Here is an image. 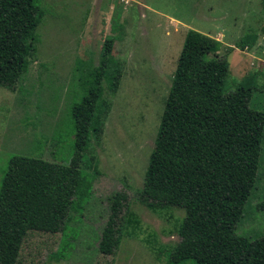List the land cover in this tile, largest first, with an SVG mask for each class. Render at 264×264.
Listing matches in <instances>:
<instances>
[{
    "label": "rangeland",
    "instance_id": "obj_1",
    "mask_svg": "<svg viewBox=\"0 0 264 264\" xmlns=\"http://www.w3.org/2000/svg\"><path fill=\"white\" fill-rule=\"evenodd\" d=\"M43 10L27 70L0 86V179L9 156L67 164L72 153L70 106L84 93L106 37L111 51L81 168L94 173L90 195L55 233L28 231L13 264H168L183 210H150L137 199L184 33L220 42L223 90L253 79L248 107L264 112V0H35ZM253 33L250 47L238 39ZM211 56V54H208ZM125 195L118 245L95 249L109 199ZM235 233L264 236V138L254 183ZM179 264H198L186 260Z\"/></svg>",
    "mask_w": 264,
    "mask_h": 264
},
{
    "label": "trees",
    "instance_id": "obj_2",
    "mask_svg": "<svg viewBox=\"0 0 264 264\" xmlns=\"http://www.w3.org/2000/svg\"><path fill=\"white\" fill-rule=\"evenodd\" d=\"M34 1L0 0L1 87L11 89L22 78L35 50L43 10ZM255 39L244 34L236 47H250ZM111 43L110 37L102 41L97 64L84 76L85 91L70 106L68 163L9 156L0 179V264L15 262L28 231H60L68 212L81 210L89 197L96 172L80 165ZM219 46L204 33L185 31L137 193L150 210H183L168 264H264V236L250 239L234 230L256 177L264 112L247 105L252 78L224 92L228 61L215 54ZM124 199L121 192L109 199L95 247L102 255L118 245Z\"/></svg>",
    "mask_w": 264,
    "mask_h": 264
}]
</instances>
